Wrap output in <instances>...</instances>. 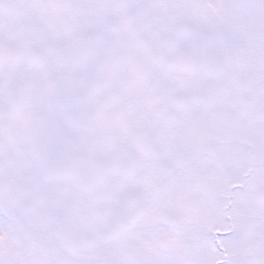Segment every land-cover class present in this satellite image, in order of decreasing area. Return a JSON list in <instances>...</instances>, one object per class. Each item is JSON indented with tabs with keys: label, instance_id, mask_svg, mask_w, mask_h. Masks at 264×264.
<instances>
[{
	"label": "snow or ice",
	"instance_id": "6c2138e0",
	"mask_svg": "<svg viewBox=\"0 0 264 264\" xmlns=\"http://www.w3.org/2000/svg\"><path fill=\"white\" fill-rule=\"evenodd\" d=\"M0 264H264V0H0Z\"/></svg>",
	"mask_w": 264,
	"mask_h": 264
}]
</instances>
